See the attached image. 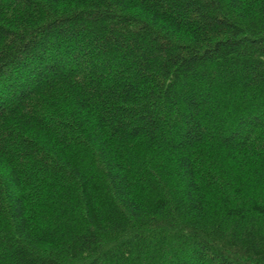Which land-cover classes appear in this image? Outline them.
<instances>
[{
  "label": "trees",
  "instance_id": "obj_1",
  "mask_svg": "<svg viewBox=\"0 0 264 264\" xmlns=\"http://www.w3.org/2000/svg\"><path fill=\"white\" fill-rule=\"evenodd\" d=\"M0 264H264V0H0Z\"/></svg>",
  "mask_w": 264,
  "mask_h": 264
}]
</instances>
